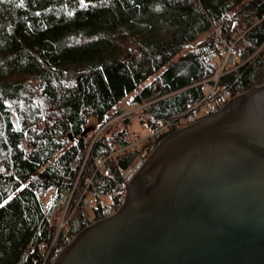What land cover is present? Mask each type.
Listing matches in <instances>:
<instances>
[{
    "label": "trees",
    "instance_id": "16d2710c",
    "mask_svg": "<svg viewBox=\"0 0 264 264\" xmlns=\"http://www.w3.org/2000/svg\"><path fill=\"white\" fill-rule=\"evenodd\" d=\"M221 40L237 65L221 81L232 92L263 83L264 0H0V264H46L78 175L109 195L119 168L175 130L106 158L129 142V116L109 122L118 105L134 92L149 129L181 116L202 98ZM82 227L74 211L66 233Z\"/></svg>",
    "mask_w": 264,
    "mask_h": 264
},
{
    "label": "water",
    "instance_id": "95a60500",
    "mask_svg": "<svg viewBox=\"0 0 264 264\" xmlns=\"http://www.w3.org/2000/svg\"><path fill=\"white\" fill-rule=\"evenodd\" d=\"M52 264H264V83L164 137Z\"/></svg>",
    "mask_w": 264,
    "mask_h": 264
},
{
    "label": "built area",
    "instance_id": "2783aa9c",
    "mask_svg": "<svg viewBox=\"0 0 264 264\" xmlns=\"http://www.w3.org/2000/svg\"><path fill=\"white\" fill-rule=\"evenodd\" d=\"M234 52L233 45L227 46V51L225 58L223 59L219 70L211 77L200 81L198 84L202 93V98L190 107V109L182 116L183 122H193L196 117L191 111L200 108L203 113H212L218 111L223 105L224 102L231 97V90L228 88L230 84L222 82V77L233 70H236L237 67L229 68L232 64V56ZM119 150L114 149L112 151L106 150L107 157H113ZM145 161V155L142 154L140 158L127 168L120 171L121 173V182L117 184L116 190L113 191L111 196L114 200H121L125 190L127 189L130 181L136 172L140 169ZM85 162V160H84ZM98 169H101V165H98ZM79 178V175L77 179ZM74 182L71 193L68 195L66 200V206L64 212L59 220L57 231L53 237V240L50 244L47 255L45 256L46 264H51L55 257L58 255L60 250L70 242L71 237L66 233L68 221L70 215L66 212L67 208L73 207L74 211H78L82 214V223L83 226L88 225L90 221L95 220V215L86 216L84 213L86 211H92L95 208V198L97 192L93 189L92 180L84 179L83 186H79V181ZM73 204V206H71ZM70 205V206H69ZM118 207V202L112 201L109 206H101L98 210V215L101 217H107L115 212ZM61 232L64 234L61 236ZM59 235L60 243L56 246V241L58 240Z\"/></svg>",
    "mask_w": 264,
    "mask_h": 264
},
{
    "label": "rangeland",
    "instance_id": "374dc122",
    "mask_svg": "<svg viewBox=\"0 0 264 264\" xmlns=\"http://www.w3.org/2000/svg\"><path fill=\"white\" fill-rule=\"evenodd\" d=\"M133 93L134 92H131L128 95H126V97L121 102V104L118 105V108H122L124 111L120 115H118L117 117L113 118L112 121L126 120V118L129 116L128 121L122 123L125 126V129H126L127 133L130 134V135L131 134L133 135V133H134V135H138V138L146 139L150 135V133H152V132L144 124V122H141V120L145 118V115L141 114L140 107L133 108L131 106L130 102H129V100L133 96ZM175 120H176V118H174L168 124L172 125L173 124L172 122H174ZM184 125H186V123L185 122H181L177 126L181 127V126H184ZM130 135H128V137ZM146 153H147V151H146ZM53 195H54L53 189L47 190L46 193L43 196H41L42 204L43 205H48L51 202ZM73 208H74V206L73 207H69V208L66 209L67 210L66 212L67 213L69 212L68 214L70 215V217H73V215H74ZM63 212H64V210H63ZM63 212H62V214H63ZM62 214H61V216H62ZM61 216H60V218H61ZM76 216L77 215H75V217Z\"/></svg>",
    "mask_w": 264,
    "mask_h": 264
}]
</instances>
